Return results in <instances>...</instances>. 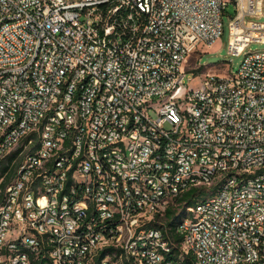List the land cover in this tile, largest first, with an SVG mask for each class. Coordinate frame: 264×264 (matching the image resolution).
<instances>
[{"label": "built area", "instance_id": "built-area-1", "mask_svg": "<svg viewBox=\"0 0 264 264\" xmlns=\"http://www.w3.org/2000/svg\"><path fill=\"white\" fill-rule=\"evenodd\" d=\"M231 2L237 69L179 99ZM263 2L0 0V264H264Z\"/></svg>", "mask_w": 264, "mask_h": 264}, {"label": "rangeland", "instance_id": "rangeland-1", "mask_svg": "<svg viewBox=\"0 0 264 264\" xmlns=\"http://www.w3.org/2000/svg\"><path fill=\"white\" fill-rule=\"evenodd\" d=\"M227 13L224 17V33L223 35L213 43L209 48H206L203 52L194 53L188 60L186 65L187 74L195 77L191 82H187L180 92L178 98L181 100H185L186 92L193 89H197L200 86V73L211 71L217 73L225 72L227 66L224 61H229L230 66L233 70H236L241 57L235 56L229 53L228 51V41H229V17L233 16L235 13V5L233 2L228 4ZM260 22H264V2L262 5V15L257 19ZM203 46H200V49ZM249 50L251 51H260L264 50V43L261 42H253L249 45ZM223 62V63H222ZM199 65V68L197 66ZM193 69V70H192ZM187 214V213H186Z\"/></svg>", "mask_w": 264, "mask_h": 264}, {"label": "trees", "instance_id": "trees-1", "mask_svg": "<svg viewBox=\"0 0 264 264\" xmlns=\"http://www.w3.org/2000/svg\"><path fill=\"white\" fill-rule=\"evenodd\" d=\"M19 152V150L13 152L0 160V197H2L6 186L14 178L15 172L22 162V158L16 159V156ZM202 195H206L204 191L192 188L178 197L176 200V206L167 208L165 225L170 228V236L174 242H180L182 239V236L175 232L176 224L186 216L187 208H192L195 206L198 198ZM191 263L192 260L188 258L186 260V264Z\"/></svg>", "mask_w": 264, "mask_h": 264}]
</instances>
